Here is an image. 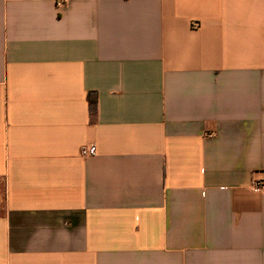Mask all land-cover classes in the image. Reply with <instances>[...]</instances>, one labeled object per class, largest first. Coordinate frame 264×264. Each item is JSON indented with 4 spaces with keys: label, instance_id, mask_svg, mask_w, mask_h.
Masks as SVG:
<instances>
[{
    "label": "crops",
    "instance_id": "1",
    "mask_svg": "<svg viewBox=\"0 0 264 264\" xmlns=\"http://www.w3.org/2000/svg\"><path fill=\"white\" fill-rule=\"evenodd\" d=\"M256 182L264 0H0V264H264Z\"/></svg>",
    "mask_w": 264,
    "mask_h": 264
},
{
    "label": "trees",
    "instance_id": "2",
    "mask_svg": "<svg viewBox=\"0 0 264 264\" xmlns=\"http://www.w3.org/2000/svg\"><path fill=\"white\" fill-rule=\"evenodd\" d=\"M88 103L90 108L91 121L95 122L98 114V97L95 92L88 93Z\"/></svg>",
    "mask_w": 264,
    "mask_h": 264
},
{
    "label": "built area",
    "instance_id": "3",
    "mask_svg": "<svg viewBox=\"0 0 264 264\" xmlns=\"http://www.w3.org/2000/svg\"><path fill=\"white\" fill-rule=\"evenodd\" d=\"M80 154L83 157L95 156L97 154V148L95 145L84 146L81 148ZM262 188H264V184L259 182L254 183V189L259 190Z\"/></svg>",
    "mask_w": 264,
    "mask_h": 264
},
{
    "label": "rangeland",
    "instance_id": "4",
    "mask_svg": "<svg viewBox=\"0 0 264 264\" xmlns=\"http://www.w3.org/2000/svg\"><path fill=\"white\" fill-rule=\"evenodd\" d=\"M2 195V194H1Z\"/></svg>",
    "mask_w": 264,
    "mask_h": 264
}]
</instances>
